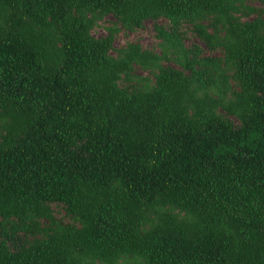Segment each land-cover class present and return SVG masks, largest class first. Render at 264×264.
<instances>
[{
    "label": "trees",
    "instance_id": "trees-1",
    "mask_svg": "<svg viewBox=\"0 0 264 264\" xmlns=\"http://www.w3.org/2000/svg\"><path fill=\"white\" fill-rule=\"evenodd\" d=\"M0 264H264V0H0Z\"/></svg>",
    "mask_w": 264,
    "mask_h": 264
},
{
    "label": "rangeland",
    "instance_id": "rangeland-1",
    "mask_svg": "<svg viewBox=\"0 0 264 264\" xmlns=\"http://www.w3.org/2000/svg\"><path fill=\"white\" fill-rule=\"evenodd\" d=\"M110 17L104 18L102 22H100V26L96 27L93 31L92 34L95 37H100L106 34L105 31V26L109 25L110 22ZM153 29H152V22L151 21H146L144 24V27L141 29H138L136 31H124L120 30V32L117 34V36L114 39V47L119 48L123 47L128 43H138L143 49H152L154 48L155 41L153 38ZM191 43H195L200 47H203L201 43L197 40V38H190L187 42L186 45H190ZM208 52L205 51L204 54H207ZM138 75H144L142 71H136ZM54 216L58 219H62L64 216V210L60 208L59 206H52Z\"/></svg>",
    "mask_w": 264,
    "mask_h": 264
}]
</instances>
